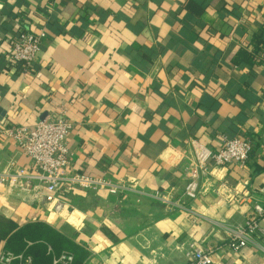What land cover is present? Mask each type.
I'll return each mask as SVG.
<instances>
[{"label":"crops","instance_id":"0c3cea01","mask_svg":"<svg viewBox=\"0 0 264 264\" xmlns=\"http://www.w3.org/2000/svg\"><path fill=\"white\" fill-rule=\"evenodd\" d=\"M20 22L49 33L22 73L9 63ZM263 56L264 0H0V131L64 112L69 172L129 188L76 189L73 209L56 215L7 183L0 214L51 225L89 250L85 264H186L192 244L213 249L215 264H264V237L229 246L264 206ZM224 137L255 141L246 167L215 169L195 200L171 210L189 142L217 151ZM34 167L0 136V174Z\"/></svg>","mask_w":264,"mask_h":264},{"label":"built area","instance_id":"2783aa9c","mask_svg":"<svg viewBox=\"0 0 264 264\" xmlns=\"http://www.w3.org/2000/svg\"><path fill=\"white\" fill-rule=\"evenodd\" d=\"M18 33L12 41V55L9 63L22 72H28L34 66L36 58L45 41L49 37L46 28L33 32L26 27L25 22L17 24ZM264 68V56L261 58ZM72 124L65 118L64 112H59L55 120L44 119L34 126H9L1 129L0 136L14 141L17 147L35 164L31 174L24 171L15 175L0 174V186L9 184L17 186L21 191L32 193L36 199L42 200L51 213L56 215L69 214L73 209L67 194L76 189L107 190L110 194L119 195L129 188L116 184L106 178H94L89 175L69 172L71 167V152L68 142ZM255 141L248 137L223 138V144L217 151H212L197 140H191L188 146L192 149V157L180 165L184 192L177 201L165 200L171 209L184 208L187 200H195L203 187V183L212 176L215 169L235 165L246 167L255 149ZM42 188L46 191L41 197ZM157 198L160 195H155ZM264 218V206L254 204L245 222L236 226L230 235L229 246L232 249L247 247L252 241L264 237V227L260 221ZM49 253L52 249H48ZM186 264H215L214 250L191 245ZM18 260L20 264H33L32 258L3 252L0 264H11ZM73 257L61 254L54 258L53 264H69Z\"/></svg>","mask_w":264,"mask_h":264},{"label":"trees","instance_id":"16d2710c","mask_svg":"<svg viewBox=\"0 0 264 264\" xmlns=\"http://www.w3.org/2000/svg\"><path fill=\"white\" fill-rule=\"evenodd\" d=\"M1 243L4 244L5 252L29 256L33 264H53L54 258L63 253L73 257V261L69 264H85L90 257V252L85 246L45 222L20 224L0 214ZM49 248L52 249L50 253ZM20 263L15 260L11 264Z\"/></svg>","mask_w":264,"mask_h":264}]
</instances>
